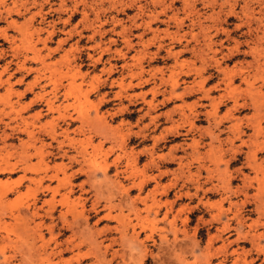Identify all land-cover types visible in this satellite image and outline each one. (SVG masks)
Wrapping results in <instances>:
<instances>
[{"label": "rangeland", "instance_id": "1", "mask_svg": "<svg viewBox=\"0 0 264 264\" xmlns=\"http://www.w3.org/2000/svg\"><path fill=\"white\" fill-rule=\"evenodd\" d=\"M0 111V264H264V0H0Z\"/></svg>", "mask_w": 264, "mask_h": 264}, {"label": "crops", "instance_id": "2", "mask_svg": "<svg viewBox=\"0 0 264 264\" xmlns=\"http://www.w3.org/2000/svg\"><path fill=\"white\" fill-rule=\"evenodd\" d=\"M228 125H229V123L227 122V123H221L220 124V126L219 127H217L218 128V131H219V133H218V135L220 134V140H227V138H231L232 137V134L230 133V132H228L227 131V127H228ZM220 127H222V128H220ZM134 131H136V130H134ZM245 131V130H244ZM222 133V134H221ZM152 135H155V133H153ZM141 140H139L137 143H135L134 145H133V147H134V150H142L144 147H146V146H149L150 144H151V140H148L145 144L144 143H141L140 142ZM205 141H207V140H205ZM239 144V141H237V140H233V143H232V145H238ZM167 145H170V144H167ZM221 146L222 147H230L231 145L228 143V142H223L222 144H221ZM230 149H231V147H230ZM239 150H240V152H239V156H241V160H239L238 162H235V159H237V157H236V155H231V158H230V150L229 151H227V152H225L223 155H222V158L223 159H228V164H231V166H229V165H227V169H228V171H230L231 172V176L232 177H234V176H238V179H239V182L237 181L235 184L234 183H231V181H232V179L230 180V181H228V184H229V188L230 189H233L236 185H238V186H241L242 185V182H241V180H240V175L237 173V174H234L232 171H231V169H234L235 167H239V165L241 166V167H243L242 165H243V163H244V161H245V152H246V150H247V148H243V147H240L239 148ZM264 151V150H263ZM178 156H180V155H182V152H178V153H176ZM175 154V155H176ZM140 157H143L142 159V161H140V162H137V166L138 167H140L146 160H147V156H146V154L145 153H141V154H139V155H137V158L139 159ZM259 157V159L261 160V163L263 164V168H264V154L263 155H259L258 156ZM160 164V163H159ZM164 165H166V164H162L161 163V166H164ZM245 167V166H244ZM231 168V169H230ZM160 171H163V168H160V165H158V168H155V167H152V168H150V169H148V170H146V174L147 175H149V176H153V175H157ZM194 171V170H193ZM195 171H196V169H195ZM200 172V171H199ZM244 171H242V173H243ZM201 173V172H200ZM165 175V174H164ZM160 175V176H158L157 178H155L154 180H149V181H147L146 183H145V186H144V188H143V190L144 189H146V190H148V189H151L155 184L154 183H157V188L156 189H163L162 188V186L161 185H165V184H167V183H169V182H172V177L173 176H170V175ZM80 179H82V178H78L77 180H75V181H79ZM149 185V186H148ZM181 185V184H180ZM210 185H208V184H206V185H201V188L202 189H205V188H207V187H209ZM254 186V185H253ZM164 189H166V191L168 192L167 194H169V192L171 191V189H176L175 190V192H171L172 193V196L174 195V194H176V193H178V194H180V193H183V191L184 190H180V189H183L182 187H166V188H164ZM248 189H250L249 187H241V192H245V193H252L253 192V190H248ZM156 197H158L159 198V200L160 201H163V200H167V199H169V198H167L166 197V195H157ZM208 197V196H207ZM171 199V198H170ZM238 199H242V197L241 196H239V198ZM233 201H235V200H233ZM174 203H176V204H173L172 205V210L173 211H175L176 209H177V207L179 206V204H180V202H174ZM178 205V206H177ZM166 207H164V208H160L161 209V211H163L164 209H165ZM170 214H172V212L170 213ZM253 217H255V216H251V219L253 218ZM231 239H233V238H230L229 240H231ZM222 242H224V240H221V243ZM237 247H239V245H238V243H231L230 244V248L229 249H235V248H237ZM246 259L247 260H249V259H252L253 260V262L254 261H261V257L258 255V254H256L254 251H250V253L246 256ZM257 263H260V262H257ZM256 262L254 263V264H257Z\"/></svg>", "mask_w": 264, "mask_h": 264}, {"label": "bare ground", "instance_id": "3", "mask_svg": "<svg viewBox=\"0 0 264 264\" xmlns=\"http://www.w3.org/2000/svg\"><path fill=\"white\" fill-rule=\"evenodd\" d=\"M50 30H51V29H50ZM44 41H45V40H44ZM45 46H46V45H45ZM30 47H31V46H30ZM34 50H35V48L33 49V51H34ZM48 50H49V49H48ZM55 50H56V49H55ZM49 51H50V50H49ZM49 51H48V52H49ZM66 53H68V52H66ZM39 54H40V53H39ZM47 55H48V54H47ZM47 55H46L45 57H47ZM49 55H50V54H49ZM66 55H67V54H66ZM64 56H65V55H64ZM66 57H67V56H66ZM69 57H70V56H69ZM34 58H35V59H36V58H39V55H38L37 53H35V52H34ZM42 58H43V57H42ZM63 58H64V57H63ZM67 59H69V58H67ZM67 59H66V60H67ZM37 60H38V59H37ZM44 60H45V59H44ZM70 60H71V59H70ZM42 62H43V61H42ZM60 62H61V61H60ZM68 62H70V61L68 60ZM25 63H26V62H25ZM45 63H46V62H45ZM57 63H58V62H57ZM57 63H56V64H57ZM66 63H67V62H66ZM53 64H54V63H53ZM68 64H69V63H68ZM49 65H50V64H49ZM51 65H52V64H51ZM51 65H50V66H51ZM43 66H45V65H43ZM47 66H48V64H47ZM56 66H57V65H55V67H56ZM40 67H41V65H40ZM53 67H54V66H53ZM54 69H55V68H54ZM55 70H56V69H55ZM55 70H54V71H55ZM67 70H68V69H67ZM29 71H30V70H29ZM37 71H41V70H37ZM45 71H46V70H45ZM48 71H51V70L49 69ZM41 72H42V71H41ZM51 73H52V72H51ZM44 75H45V74H44ZM51 75H52V74H51ZM40 76H41V75H40ZM54 76H55V74H54ZM42 77H43V76H42ZM38 79H39V77H38ZM43 79H44V78H43ZM43 79H42V80H43ZM54 79H55V78H54ZM35 80H36V79H35ZM44 80H45V79H44ZM51 80H52V79H51ZM57 80H58V79H57ZM60 80H61V79H60ZM60 80H59V82H60ZM52 81H53V80H52ZM55 81H56V79H55ZM55 81H54V82H55ZM36 82H37V81H36ZM46 82H47V81H46ZM59 82H58V83H59ZM58 83H57V84H58ZM60 83H61V82H60ZM31 84H32V83H31ZM61 84H62V83H61ZM61 84H60V85H61ZM29 85H30V84H29ZM50 85H51V84H50ZM55 85H56V82H55ZM62 85H63V84H62ZM69 85H70V83H69ZM31 86H32V85H31ZM53 86H54V85H53ZM51 87H52V85H51ZM51 87H50V88H51ZM60 87H61V86H60ZM66 87H67V86H66ZM42 88H43V87H42ZM69 88H70V86H69ZM29 89H30V88H29ZM29 89H28V90H29ZM54 89H55V86H54ZM54 89L52 88V91H51V93H52L53 95H55V94H54V93H55V92H54ZM11 90H12V89H11V85H8V89H7V91L10 92ZM25 90H27V88H26ZM31 90H32V89H31ZM44 90H45V89H44ZM44 90H43V91H44ZM69 90H70V89H69ZM40 91H41V90H40ZM60 91H61V90H60ZM63 91H65V90H63ZM70 91H71V90H70ZM11 92H12V91H11ZM53 92H54V93H53ZM45 93H46V90H45ZM45 93L38 95L39 98L44 100V98H45ZM47 93H48V92H47ZM61 93H62V92H61ZM70 93H72V92H69V91H68V92L66 93V97L69 96ZM64 95H65V94H64ZM38 96H37V97H38ZM71 96H72V95H71ZM52 97H53V96H52ZM52 97L45 98V101H46L45 105H46V107H47L46 110H48V111H49V110H50V111L53 110V109L55 108V106L58 104L57 102H56L57 104L54 102L55 100L53 101V99H51ZM58 97H60V96H58ZM35 98H36V97H35ZM34 101H35V100H33V102H34ZM31 102H32V101H31ZM42 102H43V101H42ZM63 102H64V101H63ZM30 104H31V103H30ZM55 104H56V105H55ZM62 104H63V103H62ZM39 105H40V104H39ZM60 105H61V104H60ZM66 105H67V104H66ZM11 107H13V105H11ZM28 107H29V106H28ZM58 107H59V106H58ZM61 107H62V106H61ZM43 108H44V107H43ZM56 109H57V107H56ZM62 109H63V108H62ZM41 110H42V109H41ZM46 110H45V111H46ZM64 110H65V109H64ZM2 112H3V111H0V116L2 115ZM46 112H47V111H46ZM39 113H40V112H39ZM47 113H48V112H47ZM47 113H46V114H47ZM58 113H59V112H58ZM58 113H56V114H58ZM60 113H61V112H60ZM60 113H59V115H57V116H60ZM62 114H63V112H62ZM64 114H65V112H64ZM67 114H68V113H67ZM39 115H41V114H39ZM39 115H38V116H39ZM48 115H49V114H48ZM53 115H54V114H53ZM17 116H21L20 113H19L18 111L15 112V117H17ZM66 116H67V115H66ZM69 116H71V115H69ZM21 117H22V116H21ZM54 117H55V116H54ZM63 117H64V116H63ZM52 118H53V117H52ZM64 118H65V117H64ZM20 119H21V118H20ZM24 119H25V118H24ZM24 119H21V120H22V121H21L22 123L25 122V121H27V120H24ZM57 119H58V117H57ZM57 119H56V120H57ZM72 120H73V119H72ZM47 122H49V121L46 120V123H47ZM52 122H54V121L52 120ZM70 123H71V122H70ZM24 125H25V124H24ZM26 125H27V124H26ZM42 125H43V123H42ZM55 125H56V124H55ZM48 126H49V125H48ZM51 126H53V125H50V128H51ZM18 127H20V126H18ZM23 127H24V126H23ZM27 127H28V126H27ZM41 127H42V126H41ZM45 127H46V126H45ZM21 128H22V127H21ZM21 128H20V129H21ZM42 128H43V127H42ZM42 128H41V129H42ZM56 128H57V127H56ZM39 129H40V128H39ZM41 129H40V130H41ZM48 129H49V128H48ZM64 129H65V128H64ZM64 129H63V130H64ZM67 129H68V128H67ZM83 129H84V128H83ZM18 130H19V129H18ZM23 130H25V129H23ZM23 130H22V132H23ZM33 130H34V129H33ZM51 130H53V129H51ZM51 130H50V131H51ZM2 131H3V130H2ZM20 131H21V130H20ZM43 131H44V130H43ZM43 131H42V132H43ZM45 131H48V130L45 129ZM59 131H60V129H59ZM28 132H29V131H28ZM67 132H68V131H67ZM16 133H17V132H16ZM45 133H47V132H45ZM7 134H8V133H7ZM41 134H42V133H41ZM56 134H57V132H56L54 135H56ZM66 134H67V133H66ZM66 134H65V135H66ZM28 135L32 136L33 134H30V133H29ZM28 135H27V136H28ZM30 136H29V137H30ZM34 136H36V135H34ZM39 137H40V136H39ZM62 137H63V136H62ZM4 138H5V137H4ZM51 138H52V137H51ZM51 138H50V139H51ZM54 138H55V137H54ZM56 138H58V137L56 136ZM31 139H32V138H31ZM40 139H41V138H40ZM52 139H53V138H52ZM52 139H51V140H52ZM28 140H29V138H28ZM53 140H54V139H53ZM70 140H71V139H70ZM74 140H75V139H74ZM86 140H87V139H86ZM34 141H35V140H34ZM56 141H57V140H56ZM87 141H88V140H87ZM27 142H28V141H27ZM43 142H44V141H43ZM49 142H50V141H48L47 143H49ZM23 143H24V142H23ZM23 143H21V144L23 145ZM66 143H67V142H66ZM70 143H71V141H70ZM85 143H86V142H85ZM87 143H88V142H87ZM43 144H44V143H43ZM43 144H42V145H43ZM53 144H54V143H53ZM59 144H60V143H59ZM10 145H11V144H10ZM10 145H9V146H10ZM18 145H19V144H18ZM24 145H26V144H24ZM45 145H46V144H45ZM45 145H44V146H45ZM48 145H49V144H48ZM64 145H66V144H64ZM13 146H14V145H13ZM54 146H55V145H54ZM14 147H15V146H14ZM14 147H13V148H14ZM17 147H18V146H17ZM21 147H22V146H21ZM70 147H71V146H70ZM3 148H4V147H3ZM23 148H24V147H23ZM38 148H39V147H38ZM38 148H37V151H39ZM58 148H59V147H58ZM42 149H44V148H42ZM21 150H22V149H21ZM40 150H41V149H40ZM47 150H49V148H48ZM64 150H65V149H64ZM67 150H68V149H67ZM67 150H66V151H67ZM16 152H17V151H16ZM27 152H28V151H27ZM52 152H53V150H52ZM22 153H23V152H22ZM40 153H41V152H40ZM49 153H50V152H49ZM61 153H63V151H62ZM13 154H14V153H13ZM13 154H12V155H13ZM26 154H27V153H26ZM26 154L23 155V156H24L23 158H25V155H26ZM36 154H37V153H36ZM59 154H60V153H59ZM67 154H68V153H67ZM83 154H84V153H83ZM16 155H19V154H16ZM39 155H40V154H39ZM42 155H44V154H42ZM45 155H46V153H45ZM55 155H56V154H55ZM57 155H58V154H57ZM14 156H15V154H14ZM19 156H20V155H19ZM19 156H18V157H19ZM51 156H52V155H51ZM84 156H85V155H84ZM28 157H29V155H28ZM41 157H42V156H41ZM49 157H50V156H49ZM49 157H48V159H49ZM10 158H11V157H10ZM19 158L22 160V157H19ZM39 158H40V156H39ZM41 159H42V158H41ZM67 159H68V158H67ZM15 160H17V159H15ZM21 160H20V161H21ZM26 160H28V159H26ZM39 160H40V159H39ZM45 160H46V158H45ZM50 160H51V159H50ZM63 160H64V158H63ZM85 160H86V158H85ZM18 161H19V160H18ZM18 161H17V162H18ZM20 161H19V163H20ZM24 161H25V160H24ZM22 162H23V161H22ZM39 162H40V161H39ZM45 162H46V161H45ZM12 163H13V162L9 161L8 158H7L6 156H4V155L0 156V173H4V172H13L14 169H15V164H12ZM15 163H16V162H15ZM42 163H43V162H42ZM16 164H17V163H16ZM22 164H23V163H22ZM26 164H27V163H26ZM27 165H29V164H27ZM20 166H21V165H20ZM56 166H57V165H56ZM56 166H55V169H56ZM70 166H71V165H70ZM21 167H23V165H22ZM25 167H26V165H25ZM31 167H32V166H31ZM48 167H51V166H48ZM48 167H47V168H48ZM52 167H53V166H52ZM19 168H20V167H19ZM28 168H29V167H28ZM32 168H33V167H32ZM22 171H23V170H22ZM25 171H26V170H25ZM27 171H28V170H27ZM57 171H59V170H57ZM68 171H69V170H68ZM29 172H30V171H29ZM66 172H67V171H66ZM49 174H50V173H49ZM69 175H70V173H69ZM69 175H67V176H69ZM47 176H48V175H47ZM22 177H25V176H22ZM54 177L57 178L58 176L55 174ZM42 178H43V177H42ZM46 178H47V177H46ZM69 178H70V177H69ZM43 179H44V178H43ZM21 180H23V179L21 178ZM44 180H45V179H44ZM46 181H47V180H46ZM20 183H21V182H20ZM20 183H19V184H20ZM71 184H72V183H71ZM2 187H3V184H2L1 181H0V190H2V191L0 192V211H3V209H4V207H5V206L3 207L4 197H6L5 195H6V194L8 193V191L10 190V189H8V188H7V189H1ZM40 187H41V186H40ZM48 187H49V186H48ZM51 187H52V186H51ZM13 188H14V187H13ZM54 188H55V187H54ZM14 189H15V188H14ZM55 189H56V188H55ZM49 192H50V191H49ZM70 192H72V191H70ZM69 196H70V195H69ZM23 203H24V202H23ZM12 204H14V202H13ZM10 206H12V205H10ZM15 206L17 207V209L20 208V210H21V209H25L24 207L21 208V207L23 206L22 203H21V201H17V202L15 203ZM38 206H39V205H38ZM12 208H13V206H12ZM14 208H15V207H14ZM33 208H34V207H33ZM27 209H28V208H27ZM5 210H6V209H5ZM13 210H15V209H13ZM28 210H29V209H28ZM30 210H31V209H30ZM37 210H38V209H37ZM6 211H7V210H6ZM32 211H34V210H32ZM52 211H53V209H52ZM20 212H21V211H20ZM24 212L26 213L27 210L24 211ZM4 213H5V212H4ZM4 213H3V212H0V225H1V221H2V219H3V217H4V216H3ZM7 213H8V212H7ZM9 213H10L9 215L13 216L14 219H18V216H15V215H14L15 212L10 211ZM66 213H67V212H66ZM26 214H27V213H26ZM28 214H29V213H28ZM28 214H27V215H28ZM109 216H110V215H109ZM21 217H22V216L20 215L19 218H21ZM51 217H52V216H51ZM59 217H60V216H59ZM63 217H64V216H63ZM107 217H108V216H107ZM33 218H34V217H33ZM42 219H43V218H42ZM51 219H52V218H51ZM60 219H62V218L60 217ZM68 219H69V218H68ZM11 220H12V219H11ZM68 221H70V220H68ZM25 222H26V220H25ZM70 222H71V221H70ZM62 224H63V223H62ZM28 226H29V225H28ZM41 226H42V225H41ZM49 226H50V225H49ZM51 227H53V225H52ZM64 227H65V226H64ZM1 228H2V227H0V229H1ZM41 228H42V227H41ZM51 229H52V228H51ZM2 230H3V229H2ZM26 231H27V230H26ZM37 231H38V230H37ZM51 231H53V230H51ZM19 232H21V234L23 233L22 231H19ZM54 232H55V230H54ZM58 232H59V231H58ZM34 233H36V232L34 231ZM21 234H20V235H21ZM52 234H53V233H52ZM71 234H72V233H71ZM34 235H35V234H34ZM1 236H2V235H1ZM71 236H72V235H71ZM71 236H69V237H71ZM56 237H57V236H56ZM33 238H34V236H33ZM1 239H2V238H1ZM3 240H4V239H3ZM33 240H34V239H33ZM8 241H10V240H8ZM8 241H7V242H8ZM11 241H12V239H11ZM11 241H10V242H11ZM66 241H67V240H66ZM49 245H50V244H49ZM68 245H69V244H68ZM24 246H25V244H24ZM25 248H26V247H25ZM68 249H69V248H68ZM68 249H67V250H68ZM21 250H23V249H21ZM29 250H30V249H29ZM64 250H66V249L64 248ZM64 250H63V251H64ZM23 251H24V250H23ZM54 251H55V250H54ZM63 251H62V252H63ZM55 252H56V251H55ZM3 253H4V252H3ZM30 253H31V252H30ZM45 253H47V251H46ZM64 253H65V252H64ZM54 254H56V253H54ZM26 255H27V253H25L24 256H26ZM41 255H42V254H41ZM62 255H63V254H62ZM21 256H22V255H21ZM27 256H28V255H27ZM31 256H32V255H31ZM28 257L30 258V254H29ZM29 258H28V259H29ZM31 258H32V257H31ZM51 258H52V257H51ZM29 260H30V259H29ZM45 260H46V259H45ZM62 260H63V259H62ZM4 261H5V260H4ZM47 261H49V260H47ZM55 261H56V260H55ZM57 261H58V260H57ZM57 261H56V262H57ZM5 262H6V261H5ZM24 262H25V261H24ZM41 262H42V261H40V263H41ZM53 262H54V261H53ZM67 262H68V261H67ZM67 262H66V263H67ZM22 263H23V262H22ZM45 263H46V262H45ZM70 263H71V262H70ZM43 264H44V261H43ZM52 264H53V263H52ZM67 264H68V263H67Z\"/></svg>", "mask_w": 264, "mask_h": 264}]
</instances>
